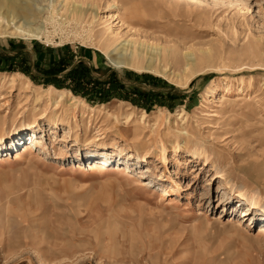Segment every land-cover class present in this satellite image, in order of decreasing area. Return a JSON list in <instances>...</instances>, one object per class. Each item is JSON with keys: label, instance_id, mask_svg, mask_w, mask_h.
Listing matches in <instances>:
<instances>
[{"label": "rangeland", "instance_id": "374dc122", "mask_svg": "<svg viewBox=\"0 0 264 264\" xmlns=\"http://www.w3.org/2000/svg\"><path fill=\"white\" fill-rule=\"evenodd\" d=\"M28 5L41 41L0 38V264H264V0ZM48 50L125 91L101 104L18 72Z\"/></svg>", "mask_w": 264, "mask_h": 264}, {"label": "trees", "instance_id": "16d2710c", "mask_svg": "<svg viewBox=\"0 0 264 264\" xmlns=\"http://www.w3.org/2000/svg\"><path fill=\"white\" fill-rule=\"evenodd\" d=\"M48 51V54H54V57L51 60L52 62L48 61V64H45V68L41 67V62L44 60L43 57H37L38 61L36 63H30L26 68L20 66L17 68L18 72L24 76H29L36 82L39 76L34 75L30 71L33 66V68L40 70L44 76L43 78L47 79H43L44 84L52 85L56 89H68L75 96L80 95L84 98L96 100L101 104L108 103L109 100L125 91L126 88L121 84L116 73L112 72L105 81H101L93 75L94 69L92 67L89 68L84 62L81 61L74 65V58L71 52H68L67 56L65 53V55L62 54L64 52L62 50ZM17 70L14 69L13 71ZM143 77L146 78L148 76L145 75ZM130 95H121V98L135 106L143 107L145 105V110L150 109L149 105L145 104V99L150 95L149 92L134 90L133 94Z\"/></svg>", "mask_w": 264, "mask_h": 264}, {"label": "bare ground", "instance_id": "6f19581e", "mask_svg": "<svg viewBox=\"0 0 264 264\" xmlns=\"http://www.w3.org/2000/svg\"><path fill=\"white\" fill-rule=\"evenodd\" d=\"M115 6H116L115 4L111 5L112 8H116ZM0 10H4L3 14L0 11V20H1L0 21V38H20L22 40L32 39V40H36V41H41L42 36H43V30L35 29V28L30 27V26L27 27L25 25V22L27 24H29L28 23L29 17L32 15L34 16V14L31 15V13H30L31 7H29V5H28V0H7L6 2H4L3 0H0ZM73 10L75 12H78V14H80V12H81V9L76 4L73 5ZM121 12H122V10H121ZM115 20L116 21L119 20V23L124 24V17L121 18V17L117 16V18ZM20 21H24V22L20 24L19 23ZM108 42L110 43V41H108ZM109 43L108 44L106 43V45H110ZM103 53H104L105 57L108 58L109 62L113 65V67L115 69L123 68L124 66H126L128 68L131 67L129 63H122V61L113 60L110 57L111 52L108 51V49L105 50V52H103ZM192 61H194V60L192 59ZM16 75H18V74H15V76ZM10 76H12V78L15 77L14 75H10ZM49 89H51V88H49ZM56 92L59 94V96L61 98L63 97V95L65 93L67 94V92H65V91H56ZM68 94L71 95L70 92H68ZM70 100L72 101L71 103H68L65 100L60 102L62 107L65 110V113H64L65 115H75L76 110L79 109V107H78L79 103L80 104L83 103L82 100L80 101L77 97H73V96H71ZM224 101H226V97L224 98V96H223L222 100H221L222 104L224 103ZM144 115H145V113L142 115V117H140L139 121H140L141 125L146 126L147 121H145L146 117ZM130 116L131 115H129L128 118H131ZM178 116L180 117V119H182L184 116H186V112L184 110L182 112L180 111ZM140 129L141 128H139L137 130V133H139ZM231 191L233 192V189H231ZM257 209H258V205L256 203H252L251 205L248 206V209H245L243 211V217L244 218L252 217L253 212ZM261 231L264 232V227H262Z\"/></svg>", "mask_w": 264, "mask_h": 264}]
</instances>
